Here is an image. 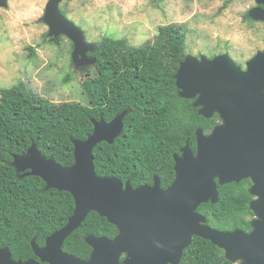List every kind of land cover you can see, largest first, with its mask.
I'll use <instances>...</instances> for the list:
<instances>
[{
  "label": "water",
  "instance_id": "obj_1",
  "mask_svg": "<svg viewBox=\"0 0 264 264\" xmlns=\"http://www.w3.org/2000/svg\"><path fill=\"white\" fill-rule=\"evenodd\" d=\"M63 0H48L43 15L53 38L65 35L74 43L76 67L94 64L89 51L96 48L85 39L83 29L62 12ZM249 10L264 21V0ZM8 0H0V6ZM244 69L228 53L213 57L186 55L174 74L179 95L193 98L199 114L220 122L209 132L196 131V152L187 143L175 154V179L164 189L158 176L153 184L134 187L116 176H100L94 164V149L102 141L113 143L124 130L126 110L111 121L93 119V132L74 139L75 162L70 166L47 157L34 142L26 153L14 156L13 164L23 175L40 176L46 189L69 191L75 210L68 222L39 246L37 258L15 260L9 247H0V264H179L194 236L210 240L224 250L234 264H264V50L251 57ZM250 179L254 199L251 230H220L208 223L197 209L219 199L218 184ZM91 211L114 224V237L86 236L92 247L88 259L63 248ZM122 256L125 258L122 260Z\"/></svg>",
  "mask_w": 264,
  "mask_h": 264
},
{
  "label": "trees",
  "instance_id": "obj_2",
  "mask_svg": "<svg viewBox=\"0 0 264 264\" xmlns=\"http://www.w3.org/2000/svg\"><path fill=\"white\" fill-rule=\"evenodd\" d=\"M96 48L94 69L82 81L86 104H56L30 92L23 83L0 87V247H9L15 260L37 258L33 239L44 246L75 210L69 191L46 189L40 176L17 171L14 156L26 153L34 142L42 154L70 166L75 162L73 140L86 139L93 132L92 120L111 121L126 110L121 135L94 149L97 174L119 177L134 187L152 184L158 176L166 188L176 175L174 155L181 154L187 143L196 150L197 129L208 133L221 120L217 113L211 118L202 116L199 107L193 106L195 99L179 95L174 74L187 55L183 24L161 25L156 40L140 46L129 44L126 38L105 36ZM250 186L249 178L219 184L218 201L202 203L198 211L221 230H250L254 217L250 203L255 198ZM117 233L106 217L91 211L63 248L88 259L92 247L86 236L114 237ZM179 264L233 263L223 249L195 236Z\"/></svg>",
  "mask_w": 264,
  "mask_h": 264
},
{
  "label": "rangeland",
  "instance_id": "obj_3",
  "mask_svg": "<svg viewBox=\"0 0 264 264\" xmlns=\"http://www.w3.org/2000/svg\"><path fill=\"white\" fill-rule=\"evenodd\" d=\"M226 1L63 0L60 7L94 45L110 36L140 46L155 41L161 25L183 24L187 55L213 57L228 52L244 68L264 50V21L248 15L255 0ZM47 2L8 0V5L0 6V87L23 83L56 104H86L82 81L94 68L91 64L82 71L75 69L73 41L65 35H49L43 20Z\"/></svg>",
  "mask_w": 264,
  "mask_h": 264
},
{
  "label": "flooded vegetation",
  "instance_id": "obj_4",
  "mask_svg": "<svg viewBox=\"0 0 264 264\" xmlns=\"http://www.w3.org/2000/svg\"><path fill=\"white\" fill-rule=\"evenodd\" d=\"M255 2H256V0H255ZM257 6H262V7H263V5H259V4L256 2V4H255L253 7H257ZM253 7H252V8H253ZM250 9H251V8H250ZM250 9H249V10H250ZM248 15H249V11H248ZM249 16H250V15H249ZM259 21H262V20H259ZM96 49H97V48H95L94 50H96ZM94 50L88 52V55H89L90 58L94 57V54H93ZM210 58H211V57H210ZM89 65H91V63H90V64H84V65H81V66H79V67H76V66L74 65V68L77 69V70H79V71H82V70H85L86 68H88ZM246 67H247V66H245L244 69H245ZM208 133H209V132H208ZM196 146H197V145H196ZM194 151L196 152V150H194ZM153 183H154V182H153ZM153 183H152V184H153ZM170 185H171V184H170ZM218 185H219V184H218ZM168 187H169V186H168ZM168 187H166V188H168ZM163 188H164V187H163ZM166 188H164V189H166ZM197 210H198V209H197ZM199 212H200V211H199ZM200 213H201V212H200ZM204 215H205V214H204ZM205 216H206V215H205ZM206 217H207V216H206ZM253 218H254V217H253ZM251 221H252V220H251ZM208 223H209V222H208ZM209 224H210V223H209ZM210 225H211L212 227H215V226H213L212 224H210ZM215 228H217V227H215ZM251 228H252V226H251ZM217 229H219V228H217ZM220 230H221V229H220ZM250 230H251V229H250ZM246 231H249V230H246ZM194 237H195V236H194ZM194 237H193V239H194ZM193 239H192V242H193ZM192 242H191V244H192ZM191 244H190V245H191ZM190 245H189V246H190ZM189 246H188V247H189ZM188 247H187V248H188ZM124 258H125V256H122V260H123ZM233 264H234V263H233Z\"/></svg>",
  "mask_w": 264,
  "mask_h": 264
}]
</instances>
